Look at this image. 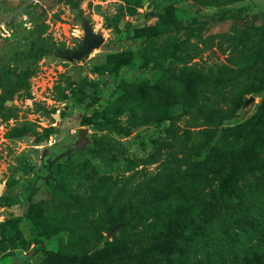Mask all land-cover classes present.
<instances>
[{"label": "rangeland", "instance_id": "374dc122", "mask_svg": "<svg viewBox=\"0 0 264 264\" xmlns=\"http://www.w3.org/2000/svg\"><path fill=\"white\" fill-rule=\"evenodd\" d=\"M220 194L264 202V0H0V264H194Z\"/></svg>", "mask_w": 264, "mask_h": 264}, {"label": "trees", "instance_id": "16d2710c", "mask_svg": "<svg viewBox=\"0 0 264 264\" xmlns=\"http://www.w3.org/2000/svg\"><path fill=\"white\" fill-rule=\"evenodd\" d=\"M211 200L214 201L211 209L197 216L191 213L173 228L174 233H182L181 229H188L194 221L202 225V240L198 244L202 255L197 260L193 258L194 264H264V202L246 200L239 195L230 198L223 194L218 197L212 195ZM217 210H224L225 214L218 217V227L209 232L210 223H215ZM184 251L190 253L192 248L188 245ZM184 251L175 257V262L182 258ZM42 254L44 260L40 264L46 262L49 252L43 250Z\"/></svg>", "mask_w": 264, "mask_h": 264}, {"label": "water", "instance_id": "95a60500", "mask_svg": "<svg viewBox=\"0 0 264 264\" xmlns=\"http://www.w3.org/2000/svg\"><path fill=\"white\" fill-rule=\"evenodd\" d=\"M82 30L84 35L78 49L74 51H69V50L62 51L58 53L60 57L66 59L78 60L82 56L88 54L92 49L100 47V45L103 42L101 36L99 34H95L86 21L82 22ZM248 103L249 102H246V104ZM84 135H85V130H80L78 133V139L74 144V149H77L80 146H82L84 142Z\"/></svg>", "mask_w": 264, "mask_h": 264}]
</instances>
